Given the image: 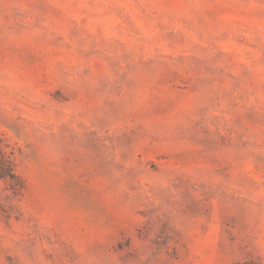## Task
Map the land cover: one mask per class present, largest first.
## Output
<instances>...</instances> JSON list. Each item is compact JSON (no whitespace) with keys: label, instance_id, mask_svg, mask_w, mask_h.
Instances as JSON below:
<instances>
[{"label":"rangeland","instance_id":"rangeland-1","mask_svg":"<svg viewBox=\"0 0 264 264\" xmlns=\"http://www.w3.org/2000/svg\"><path fill=\"white\" fill-rule=\"evenodd\" d=\"M0 264H264V0H0Z\"/></svg>","mask_w":264,"mask_h":264},{"label":"trees","instance_id":"trees-1","mask_svg":"<svg viewBox=\"0 0 264 264\" xmlns=\"http://www.w3.org/2000/svg\"><path fill=\"white\" fill-rule=\"evenodd\" d=\"M0 180L12 184L19 180L15 170L13 153L8 151V145L2 135H0Z\"/></svg>","mask_w":264,"mask_h":264}]
</instances>
